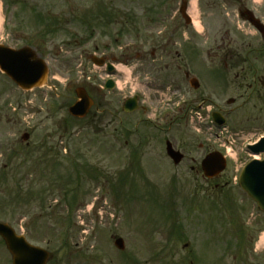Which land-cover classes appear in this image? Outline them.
I'll return each instance as SVG.
<instances>
[{
  "label": "rangeland",
  "instance_id": "1",
  "mask_svg": "<svg viewBox=\"0 0 264 264\" xmlns=\"http://www.w3.org/2000/svg\"><path fill=\"white\" fill-rule=\"evenodd\" d=\"M0 4V43L34 47L50 69L47 84L30 91L0 71V218L20 219L34 241H50L56 255L51 264H264L258 246L264 213L239 186L240 162H229L215 180L205 179L201 160L221 147L215 133L188 120L199 101L175 113L162 91L159 62L143 66L136 59L150 54L149 36L161 29L143 15L147 9L158 14L155 0ZM98 5L116 14L112 22L101 25L106 17L97 14ZM190 29L203 28L197 22ZM84 50L118 57L117 88L99 93L107 72L86 65ZM80 86L95 106L103 98L102 113L94 106L81 120L70 115ZM134 93L147 110L125 113L124 100ZM173 115L178 117L171 126ZM263 122L229 128L239 157H246L242 137L263 130ZM167 139L185 153L181 164L169 160ZM116 236L124 238L126 256L134 255L129 261L115 247Z\"/></svg>",
  "mask_w": 264,
  "mask_h": 264
},
{
  "label": "flooded vegetation",
  "instance_id": "2",
  "mask_svg": "<svg viewBox=\"0 0 264 264\" xmlns=\"http://www.w3.org/2000/svg\"><path fill=\"white\" fill-rule=\"evenodd\" d=\"M155 1L158 4V14H151L150 9H147L143 15L150 21L159 22L161 29L156 35L149 36L151 39H148V43L152 44L150 54L145 51L138 54L136 59L142 61L143 66L152 61L159 62L165 74L162 78L163 94H167L166 100L175 96L172 102L167 103L170 108L173 105L175 113H184L185 108H189L197 100L209 101L213 105V114L224 119L229 128L245 121L252 123L255 119H263L264 0H195L197 21L203 28L197 32L190 29L196 27L195 19L190 14L193 0ZM112 16L116 17V14ZM134 18L135 13L131 14L135 32ZM96 53L94 56L84 50L83 58L88 64L102 62V67L106 69L109 64L115 65L118 59L111 52ZM114 74L115 71L112 75ZM187 85L192 87V91L187 90ZM105 90L106 83L99 85V93L103 94ZM87 91L91 95L88 89ZM186 95L188 98L182 103L181 100ZM98 100L97 106H94L97 112L102 113L100 106L103 98ZM146 110V106L140 105L138 111ZM168 112L166 119L169 118ZM177 117H170L171 126L175 124ZM17 166V170L22 167L21 164ZM0 222L8 224L17 235L25 236L31 244L41 245L30 238V228L20 222V219L1 217ZM49 244L50 241H47L45 245L51 253L47 264L54 263L56 257ZM63 247L66 250L68 243H64ZM18 250L23 254V244ZM133 256L129 253L126 257ZM0 264H14L13 255L1 235ZM63 264H67V260Z\"/></svg>",
  "mask_w": 264,
  "mask_h": 264
},
{
  "label": "water",
  "instance_id": "3",
  "mask_svg": "<svg viewBox=\"0 0 264 264\" xmlns=\"http://www.w3.org/2000/svg\"><path fill=\"white\" fill-rule=\"evenodd\" d=\"M0 69L25 90L42 86L46 81L48 73L45 61L29 47L17 50L0 45ZM77 94L79 99L70 107V112L74 116L82 117L87 114L92 102L84 89H77ZM125 108L127 111L134 110L136 108V101L134 99L127 100ZM167 144L168 154L174 159L175 163H179L183 158V154L174 150L171 142L168 141ZM250 149L254 153L264 151V139L259 144L251 146ZM202 166L205 174L208 177H213L225 169L226 160L219 152H213L206 156ZM240 184L250 196L258 201L264 210V160L251 161L241 174ZM0 232L6 238L9 248L14 254L15 264H19L17 257L18 239H16L14 234L4 230L1 225ZM116 245L121 249L124 248L123 240L121 238L117 239ZM34 251L36 254L34 259L30 262H25L28 260L25 259V264H45L47 255L37 248H34Z\"/></svg>",
  "mask_w": 264,
  "mask_h": 264
},
{
  "label": "bare ground",
  "instance_id": "4",
  "mask_svg": "<svg viewBox=\"0 0 264 264\" xmlns=\"http://www.w3.org/2000/svg\"><path fill=\"white\" fill-rule=\"evenodd\" d=\"M196 2L193 3L191 9L193 13H196V7H195ZM1 4H0V27L2 25L3 22V16H2V12H1ZM119 69L124 71L125 73H127V70H125L122 66H119ZM259 247H263L264 246V233L261 235L260 241L258 243Z\"/></svg>",
  "mask_w": 264,
  "mask_h": 264
}]
</instances>
